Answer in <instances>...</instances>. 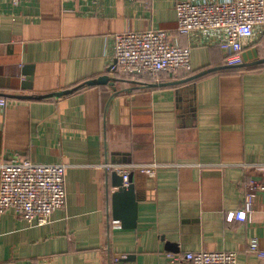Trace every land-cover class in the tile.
Returning <instances> with one entry per match:
<instances>
[{
	"label": "crops",
	"instance_id": "obj_1",
	"mask_svg": "<svg viewBox=\"0 0 264 264\" xmlns=\"http://www.w3.org/2000/svg\"><path fill=\"white\" fill-rule=\"evenodd\" d=\"M180 0H0V163L19 157L63 164L66 204L46 225L9 210L0 216V264H168L170 254L237 253L264 264V64L221 69L196 80L188 71L118 75L113 36L163 29L190 47L194 74L228 66L203 33L180 35ZM225 2L230 0H207ZM244 64L264 59V26L245 41ZM193 74V75H194ZM164 84V85H162ZM106 164L159 165L131 174L137 228L113 217ZM119 174V173H118ZM120 175V174H119ZM255 193L252 221H230Z\"/></svg>",
	"mask_w": 264,
	"mask_h": 264
},
{
	"label": "built area",
	"instance_id": "obj_2",
	"mask_svg": "<svg viewBox=\"0 0 264 264\" xmlns=\"http://www.w3.org/2000/svg\"><path fill=\"white\" fill-rule=\"evenodd\" d=\"M180 35L203 33L225 55L228 66L244 64L245 41L252 39L257 26H264V0H180L176 4ZM112 71L123 75L192 71L191 49L171 41L163 29L125 32L113 36ZM0 99V107H6ZM108 171L124 177L127 185L133 171L154 177L159 165L137 164L127 167L106 164ZM66 172L63 164H41L14 158L0 163V216L9 210L31 225H46L52 214L66 204ZM264 192V184L257 188ZM255 193H250L244 208L230 213L228 220L252 221ZM250 250L264 258V250L253 240ZM168 264H238L231 251H199L170 254Z\"/></svg>",
	"mask_w": 264,
	"mask_h": 264
},
{
	"label": "water",
	"instance_id": "obj_3",
	"mask_svg": "<svg viewBox=\"0 0 264 264\" xmlns=\"http://www.w3.org/2000/svg\"><path fill=\"white\" fill-rule=\"evenodd\" d=\"M258 64H264V59H261L252 64H242L236 67L224 66V67L210 68V69L201 71L200 73H197L187 79L176 81L171 84L177 85V84L187 83V82L196 80L198 78H201L209 73H212V72H215L221 69H225V68L231 69V68L247 67V66L258 65ZM118 81L119 79H117V77H110L106 75L98 79L90 80L85 83H82L72 89L57 92V93H52L48 95L16 96V95L0 94V97L6 96L9 98L42 100V99L51 98V97L68 96L87 86L92 87V86H97V85L110 84L111 86H113V89H116L115 84ZM111 177H112L113 187L117 189V191L114 192L112 195L113 217L122 222V227L124 229H135L137 228V221H138V199H137V193H136V186L133 183L132 177L131 176L129 177L127 185L124 182V177L122 175H119L117 172H112Z\"/></svg>",
	"mask_w": 264,
	"mask_h": 264
},
{
	"label": "trees",
	"instance_id": "obj_4",
	"mask_svg": "<svg viewBox=\"0 0 264 264\" xmlns=\"http://www.w3.org/2000/svg\"><path fill=\"white\" fill-rule=\"evenodd\" d=\"M116 73H117V72H116ZM117 74H118V75H121V74H119V73H117ZM187 74H188V75H191V74H192L191 76H193L194 72H193V70H192V71H188ZM194 75H195V74H194ZM191 76H190V77H191ZM130 77H132V75H131ZM3 99H4V98H3Z\"/></svg>",
	"mask_w": 264,
	"mask_h": 264
}]
</instances>
